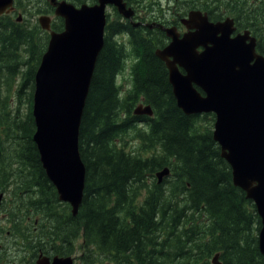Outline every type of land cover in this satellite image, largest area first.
I'll use <instances>...</instances> for the list:
<instances>
[{
	"label": "trees",
	"instance_id": "obj_1",
	"mask_svg": "<svg viewBox=\"0 0 264 264\" xmlns=\"http://www.w3.org/2000/svg\"><path fill=\"white\" fill-rule=\"evenodd\" d=\"M227 8L240 28L258 36V49L264 53V0H237L235 9L229 3ZM8 20L0 19V59L8 69L2 79H16L28 66L17 89L28 112L12 114L13 108L0 102V183L2 176L14 174L8 158L13 159L15 166L21 164L16 174L26 176L31 191L42 193L43 204L37 196L33 202L55 211L47 199L57 192L33 141L32 114L35 72L49 35L22 31L14 20L8 27ZM136 55L132 87L122 95L124 86L116 78L124 55L115 42L105 40L80 127L87 170L84 197L75 216L66 203L58 219L53 211L43 212L54 227L43 226L53 244L82 239L120 264H212L218 252L223 264H264L261 217L233 183L232 169L213 138L214 114L184 113L161 59L145 48ZM142 99L153 106V116L127 110L130 114L121 118L122 110ZM16 138L22 146L12 148L8 141ZM166 166L171 174L159 183L155 174Z\"/></svg>",
	"mask_w": 264,
	"mask_h": 264
},
{
	"label": "water",
	"instance_id": "obj_2",
	"mask_svg": "<svg viewBox=\"0 0 264 264\" xmlns=\"http://www.w3.org/2000/svg\"><path fill=\"white\" fill-rule=\"evenodd\" d=\"M51 1L58 6L57 13L66 18V25L64 31L52 32L36 71L33 137L59 198L69 202L76 215L87 171L80 152V127L105 43V5L112 0L81 8ZM12 3L0 0V13L4 10L1 7ZM45 19L40 21L49 29ZM187 22L193 23L189 27L195 31L180 37L175 29L168 28L172 42L156 54L166 61L177 104L186 114L216 113L213 137L232 166L234 184L257 206L262 219L259 248L264 255V54L257 52V38L250 30L233 35L235 21L231 17L211 22L207 14L192 12ZM199 46L204 50L199 51ZM135 113L154 112L150 105H139ZM170 173L168 166L157 171L158 182ZM71 260L57 256L52 264H70ZM212 262L223 264L219 254Z\"/></svg>",
	"mask_w": 264,
	"mask_h": 264
},
{
	"label": "flooded vegetation",
	"instance_id": "obj_3",
	"mask_svg": "<svg viewBox=\"0 0 264 264\" xmlns=\"http://www.w3.org/2000/svg\"><path fill=\"white\" fill-rule=\"evenodd\" d=\"M60 1L69 2L76 7L98 3V0ZM236 2L237 0H112L106 4V39L117 44L131 67L135 60L133 53L136 54V46L138 52L145 48L156 55L157 49L165 48L172 41L168 28L175 29L180 37L195 31L189 27L193 23L187 22L192 12L207 14L211 22L223 21L228 16L235 17L236 24L239 20L227 8L229 3L235 9ZM1 8L4 10L0 19L8 18V27L15 20L23 23V29H26L35 24V17L40 11L48 14L52 21L56 16L55 9L48 0H14V5ZM239 31L236 25L235 33ZM162 62L168 70L166 62ZM8 142L12 148L22 146L18 138ZM25 177H1L3 183L0 185V264H52L57 256L70 257V264H120L97 246L86 245L85 240H82L80 246L76 241L63 244L56 240L53 244L55 239L47 236L43 227L48 223L51 225L50 220L45 221L46 214L41 213L45 210L33 208L36 202V199L33 202V197L37 196L43 200L42 193L40 190L31 191ZM47 200L54 202L58 219L61 202L57 195Z\"/></svg>",
	"mask_w": 264,
	"mask_h": 264
},
{
	"label": "rangeland",
	"instance_id": "obj_4",
	"mask_svg": "<svg viewBox=\"0 0 264 264\" xmlns=\"http://www.w3.org/2000/svg\"><path fill=\"white\" fill-rule=\"evenodd\" d=\"M41 14H37V16L35 17V22L38 20V17L40 16ZM125 76H129V72L128 73H126V75ZM2 80H4V81H2L3 82V84H4V86H5V88H7V89H12L13 88V90L15 89V87H16V85L22 80V77H17V80L15 79V77H14V79H9V80H7V78L5 77L4 79H2ZM8 81V82H7ZM124 88L125 89H127V86L126 85H124ZM18 98H19V101L20 102H24V100H23V97H22V99H21V97H20V95H18ZM12 100V99H11ZM0 102L1 103H5L6 105H7V107L8 108H12V103H7V101L5 100V99H2V98H0ZM11 102H13L14 103V105H13V107H16V104H15V102L12 100ZM10 109H7V110H10ZM22 110L25 112V111H28V105L26 104V105H23V107H22ZM10 155V154H9ZM43 200H42V204H43ZM32 205V204H31ZM46 205H48V202L46 203ZM52 211L53 210H51L50 211V213L52 214ZM55 211H53V213H54ZM55 214H56V212H55ZM45 231V233L47 234V236H51V235H49V232L48 231H46V230H44ZM69 232V231H68ZM74 241H76V244L78 245V246H80L81 244H82V239H76V240H74Z\"/></svg>",
	"mask_w": 264,
	"mask_h": 264
},
{
	"label": "bare ground",
	"instance_id": "obj_5",
	"mask_svg": "<svg viewBox=\"0 0 264 264\" xmlns=\"http://www.w3.org/2000/svg\"><path fill=\"white\" fill-rule=\"evenodd\" d=\"M1 23H2L1 25L3 26V22H1ZM7 158H8V157H7ZM8 160H10L11 163H12V161H13V166H11V163H10V169H11V172H14V174H7V175H4V176H2V179H3V177L5 178V176L8 177V176H10V175H11V176H12V175H13V176H14V175L18 176V174H16V173L20 171V170L15 171V168H18L19 165H21L20 163H18V164L15 166V161H14L13 159H9V158H8ZM12 167H14V169H13ZM2 183H3V182H2ZM2 183H0V185H1ZM36 202H37V199H36ZM36 202H35V203H36ZM34 206H35V207H33V208H35V209H40V208L42 209V208H43V207H39L37 204H35ZM43 209L46 210V212L49 211V209H47L46 207H44ZM50 211H51V210H50ZM50 211H49V212H50ZM41 213H43V212H41ZM54 214H55V212H54ZM50 215H52V214L50 213ZM55 216H56V214H55ZM45 221L47 222V218H46ZM46 222H45V223H46ZM51 224H52V223H51ZM48 225H49L50 227H53V226L50 225L49 223H48ZM45 227H47V225H46ZM53 228H54V227H53Z\"/></svg>",
	"mask_w": 264,
	"mask_h": 264
}]
</instances>
